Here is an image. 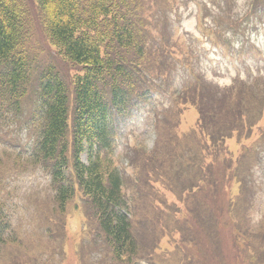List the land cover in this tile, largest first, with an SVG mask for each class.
<instances>
[{"label":"rangeland","instance_id":"374dc122","mask_svg":"<svg viewBox=\"0 0 264 264\" xmlns=\"http://www.w3.org/2000/svg\"><path fill=\"white\" fill-rule=\"evenodd\" d=\"M170 3L145 0L142 9L157 31L155 38L147 37L142 64L169 77L154 86L135 75L134 83L135 89L141 82L157 91L149 102L159 110V129H153L145 104L143 115L118 123L110 159L121 174L136 253L126 260L115 257L93 203L77 195L64 204L49 170L27 161L25 141L34 138L23 120L0 128V264H264V56L245 62L224 57L209 39L210 32L239 29L238 18L257 3L173 0L177 13L169 22L163 12ZM29 6L26 45L53 58L68 80L76 67L57 56L46 33L34 26V4ZM202 14L206 24L200 27ZM251 39L264 48V29ZM200 81L205 82L200 90L190 89ZM185 91L184 101L194 102L184 103L182 112L175 95ZM205 109L212 118L204 119ZM200 118L207 146L219 142L215 150L205 152L203 137L192 134L201 131Z\"/></svg>","mask_w":264,"mask_h":264},{"label":"trees","instance_id":"16d2710c","mask_svg":"<svg viewBox=\"0 0 264 264\" xmlns=\"http://www.w3.org/2000/svg\"><path fill=\"white\" fill-rule=\"evenodd\" d=\"M30 2L34 4L36 24L58 56L78 67L71 80L54 76L49 68L43 71L39 102L44 115L32 161L50 170L60 190L57 196L64 204L75 195L93 203L94 216L110 250L126 260L136 253V246L128 219L117 213L119 203L123 204L122 181L110 160L113 114L108 105L112 97L113 106L123 107L127 96L121 91H132L126 82L125 66L133 61L132 53L137 57L143 53L141 13L133 0H0V68L6 70L0 76H7L0 84L12 99L4 109L16 115L19 85L27 79L22 41L27 39L31 23ZM190 102L193 99L184 101ZM196 103L203 107L200 101ZM207 112L205 109L206 120L212 118ZM202 122L200 118L201 131L193 129V133L203 137L205 152L215 150L219 142L207 146V129ZM2 232L3 226L0 235Z\"/></svg>","mask_w":264,"mask_h":264}]
</instances>
